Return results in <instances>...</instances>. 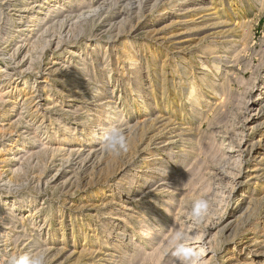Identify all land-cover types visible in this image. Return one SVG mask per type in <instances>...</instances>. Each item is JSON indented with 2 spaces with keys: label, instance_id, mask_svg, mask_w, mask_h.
Instances as JSON below:
<instances>
[{
  "label": "bare ground",
  "instance_id": "obj_1",
  "mask_svg": "<svg viewBox=\"0 0 264 264\" xmlns=\"http://www.w3.org/2000/svg\"><path fill=\"white\" fill-rule=\"evenodd\" d=\"M159 1L162 2V0H146L144 2H146L148 4L149 8L152 10L154 7L156 8L155 4L156 3L158 4ZM76 3L79 4L80 6L77 5V7L74 8V5ZM163 3H164V9L166 10L167 8H169L170 11L168 10V15H166V16H164L163 14L162 15L158 14V16L156 15L157 17L155 18L154 21L159 22V24L168 22L169 20H170V22H168V24L167 23L164 24L163 29L157 30L158 27L156 29L154 27H153V29H150V30L147 29L148 30V36H150L148 38H151V35L153 36L156 33H157L156 36H158L160 34L164 35V32L169 31L170 32L169 35H171L174 39H177L176 41L173 40L175 47H176V49H174V50H177L176 53H178L179 57H175V55H176L175 53H174L175 54L174 56L169 57L166 50L162 51L163 48L160 49L161 47L156 45V44H158L157 39L154 41L155 44H153V43H150L148 41V39L140 41V39L138 40L135 35L132 36L130 34L125 33L126 28L129 26H130L131 30L133 29L134 32L137 31V29L134 27L135 25H133L131 23H132V21L134 22L133 19L138 20L141 18V9L143 7L141 0H136V3L132 2V4L129 2H126V4L125 3L122 4V5H124V6H122V9H123V7H127L128 5L129 6H131L133 4L135 5L134 7H135L136 11H134V12L136 14L132 13L133 14L132 16H130V15L122 16L124 14H127L129 10H126L127 13L122 14L121 13L122 9H120V11H119V8L121 7V5L119 7H117V10H115V11L112 8H106L107 9V12L105 13L106 16L99 13L100 12L99 7L91 6L89 0H71L70 5H68L69 10H70V8H71V10H73V12L75 14L74 19H75L76 23L79 25L76 29H78L79 31H81L84 34H89L90 36H89L88 40L86 39L87 40L86 46L80 47V48H84L82 52L75 49V46L71 45L67 49V53L69 52L71 54H74L75 56H71V57L72 58L75 57L74 59H76V60L78 59V61H82L79 59V58H81V56H82L84 62L90 61L94 58L96 60V63L94 65H96V64L102 65V68L100 70H97L96 68H94L95 69L94 71H91V70L88 71L89 69H91L88 67V70L87 69L84 70L83 67L79 65L80 62L75 61L70 57H67V58H65L66 59L65 63L67 64V66H65V64H62V62H63L62 61L61 62V64L63 65L62 67H56V68L51 69L52 72L55 71L58 79L62 82V84H60L61 82L59 83L62 86V89L64 88L67 91L66 93H64V91L60 89V90H57V91H59L58 94L65 95L66 97H70V99L67 101L65 100L68 103H65V101H64V103H60V101H62V99L60 100V96L58 95V97H57V96L53 95L52 94L53 92L51 93V91L49 89L50 87L48 88L47 85L43 86L44 89L42 88L43 89L42 91H44V95H46V96H44V99H43L46 101V102H44V104L46 105V110H48V111L50 110L51 113L48 116L46 114L44 115V113L43 114L40 113L41 115L37 114L34 116L33 121L37 125L36 131L42 132L43 134H45V136L47 135V137L49 136V138H51L50 139L51 143H50V146H48L47 148H46V146L44 147L46 149L42 148L43 146L39 147V148H41L40 150L38 149L39 153L40 154H46L47 153L46 151H48V152L50 151L52 153V154L51 153L50 154L53 156V155L57 154L58 152H60L58 154H61L62 152H64L63 157L68 162V160H67L68 156L71 155L72 153L76 154V152L77 153L82 152V155H85V156L93 155L92 152H94V153L99 152L100 155L105 154V151L101 150L99 136L101 133V129L108 128L109 126H112V125L122 126V128L125 130V134L128 133L127 134V136H128V147H131V145H133L135 143L138 144L139 141L144 140V138L148 135V133L155 132V130H157L154 134L152 133L154 135V137L156 136L155 141L154 142L150 141L143 150V160L145 163V166H144L145 168L140 169L138 171L136 170L134 172H131V168L129 169L128 166L121 164V162H124L123 160L120 161V157H122V156L119 157V155H121V154H119V155L111 154V153H107V155L105 154L104 161L102 160L103 163L101 166H99V168L101 167L99 174H101L103 176L104 183L97 184L96 186H91L89 188V190H91L93 192L92 193L89 192L91 194H88V195H85L84 197H81V201L77 204V206L82 207L83 206V205H81L82 202L96 200V202H93L94 203L93 206L88 208V209H90V214H91L90 217H86L85 220L82 219V220L76 222L77 223V225H76L74 222L76 220L75 218H76L77 214L76 213H70V214L68 213L69 217H70L69 219L71 220L70 224H71V230H72V241H70L71 251L69 250L70 252H68L69 253L68 255L71 259H74L75 262H77V263H82V264H103V263H105V264H149V262L152 261V259H154L155 257L156 258L153 260L154 263H155V260L160 257L162 250L159 247L160 246L159 244L162 245L164 238L166 236H169L170 235L169 233H171V231L169 233L166 232V228H167L166 226L169 223H173V224L177 225V223H179L181 221V215L179 213L174 212V209L176 206V204H175L176 203L175 202L176 193H174L172 191L173 198L171 199V206L172 207H171L170 211H168L167 208H166L167 210H163V207H161L163 204L160 206H157V205L154 206L153 204L155 203V199L153 198L150 202L147 203L149 205L145 206L147 208L148 215L145 216L147 213L143 214V215H141L142 218L139 217L140 214H142L141 209L135 213L136 215L131 214L133 212V209H136V208H133L134 205L137 204V203H135L136 198L138 196H141V195H146L147 190H145V188H144V186H146V184L148 187L150 186V189H151V188H153V186L156 187V184L159 181H162L163 176H164V175H162L163 170L167 169V170H165L167 173L166 176H167V178H168V176L171 178L175 174L177 175L178 172L175 170L177 168H179V165H182V168L186 169L187 166L185 167V165H188V163L186 164L187 159L189 157H192V158L196 157L197 152H198V151H195L194 149H190V148H197V146H198L199 150H200V152H199L200 154L203 153L201 151L204 148H205L204 150L206 151L207 145L205 146V144H209V143H204L203 133L199 134L201 132V129H200L201 125L203 122H208V124L210 125L212 122V118L209 116L207 111H212L215 108H219L221 105H223L225 103L226 98L227 97L229 98L228 95L230 93L228 91V89H229L228 88V83H229L228 78L230 76V72H233V71H231V69H229L231 67L230 63L236 62L238 56L241 55L240 52L243 51V49L246 46L245 37L247 35L246 26L248 23V19H247L248 14H250L251 12H255V10H259V9L264 7V0H254V2L252 0H165V2H163ZM226 3H227V5H225ZM63 5H64V2H59V0H41L40 4H38L37 11L34 12V14H33L34 16L32 17L33 19L31 20V22H33V24H31V25H35L36 23L38 24V22L41 21L43 16L45 17L46 15L50 14L51 16H49V17H54L57 14H59V12L61 13L62 11H60V10H62L61 6H63ZM148 6L146 7L147 9H149ZM115 7H116V5H115ZM102 9H105V8H102ZM124 9H126V8H124ZM150 9H149V13H150ZM65 10H66V8H65ZM154 10H156V9H154ZM130 12H132V10ZM152 16H155V15H152ZM44 19L45 18H43V20ZM51 19H53V18H51ZM95 19L101 20L102 23L108 22L107 24H109V27L106 28L105 31H103V33H106V36L110 35L111 38H115L118 40H114V41L111 40L112 42L109 41V39L105 40L103 38V35H102L103 33H101V35H91L93 33V26L92 25L86 26V24L91 23ZM141 21H139V22L141 23ZM143 22H142V24L144 25V28H147L148 22L145 20H143ZM105 26H106V24H105ZM25 28H26V26L24 27V29ZM28 28L22 31L23 34L27 30H33V29H30V27H28ZM35 28H36V26H35ZM43 29H44V27H43ZM138 29H140V28H138ZM43 31L45 32V30H43ZM153 37H155V36H153ZM183 37H190V38L189 39L186 38V40L183 39L180 41V39ZM18 38H20V36ZM107 38H108V36H107ZM122 39H124V40H122ZM166 39H167V36L165 37V35L161 38L162 42L165 41ZM121 40H122V42H121ZM44 42H46V41L39 42V43H37L36 46L34 45V50L39 51L41 49V47L44 49L45 48ZM58 42L60 43V40H58ZM183 43L184 44L186 43L187 46H183L184 45ZM220 45H222L224 47V49H221ZM161 46H163V45H161ZM234 46H237V47L234 49L233 48ZM119 48H122V50H119ZM186 48H189L188 49V51H189L188 57H186V55H185L187 52ZM61 49L62 48L55 50V52H60V54L52 55L53 58L54 57L59 58V56L62 55L61 51H57V50H61ZM117 50H119V51L116 52ZM195 50H197V51L194 52ZM193 53H196L195 57H193ZM28 54H30V53H28ZM35 54H38V53L36 52ZM29 56L31 57V55H29ZM39 56L40 55H38V58L40 60ZM143 57H145L143 63H140V65H137V63L140 62V58H143ZM150 57H152V59H149ZM211 57L213 58L212 60H210ZM36 58L37 57H35V59ZM31 59L34 60V58H32V57L29 58V60H31ZM53 61H54V59H53ZM48 62H47V64H48ZM57 62H59V61H57ZM30 63H32V62L30 61ZM28 64H29V61H28ZM182 64L184 66L183 69H182ZM50 66H52V65H50ZM30 67H32V66H30ZM92 68H93V66H92ZM19 71H20V69H19ZM177 78L179 80H176ZM120 80H121V82L126 83L125 88H126L127 93L126 94L123 93L124 95L121 93V90L123 88L119 89V87H120L119 85L121 84V82L119 85H118V82ZM185 81H186V83H185ZM244 81L242 83H244ZM20 82L23 84L22 86L25 85L27 87H25V89L23 91L24 95L21 94L22 97H21V95H19L20 93H23L21 91V92H18V96L12 98L14 106H16L15 103L17 104V100L20 97L22 98V99H20V100H22L20 103L23 102L24 104H30L33 102V100H35V98L37 99V97H38V95L35 94L36 90L34 89V86L28 85L25 76L22 77ZM262 85H264V82L262 83ZM3 87L4 86H1V88H0V96H1L0 100L2 98H5V96L9 97V94L12 96H15V93L11 94V93H9L10 91H7V90L5 91L6 88H3ZM193 88L195 89L194 95L191 94ZM103 89L109 90L111 92L110 96L107 97V95L104 93ZM117 90L119 91L118 95H117ZM261 96H262V98H264V92L261 93ZM151 101H152V103H151ZM38 102L39 101H37V103ZM73 103H75V104H73ZM32 105H33V103H32ZM130 106H134V107L129 108ZM143 107H144L145 111L144 112L142 111L143 113H141V114L138 113L137 110L141 109ZM152 107H154V108H152ZM157 107L162 108V109H159V111H156L155 109H157ZM57 109H59L60 111H63V113H60ZM79 111L84 112L83 116H85V115L86 116L84 118V121L80 125L81 126L80 129L79 128L76 129V127H74V125H73L75 123H71V121L67 122L66 121L67 117L65 115L76 114ZM147 111H149L148 114L146 113ZM223 112L224 111H222V113ZM129 113H132V114L129 115ZM20 117H23V116H20ZM141 117H144V119H142L143 121H140ZM73 119H74V117H73ZM195 119L200 121L199 125L198 126L196 125V127L193 124V120H195ZM134 120H136V121L134 123H131ZM38 123L39 124L44 123V124L38 125ZM62 123H65L63 128H62L63 125L61 126ZM77 124H78V122H77ZM170 125L177 127L174 131L175 134L171 133V134H169L170 136H168V137L164 136V133L167 132V130L164 133H163V131L165 129H167ZM184 126H186V127H184ZM90 135H92L91 136L92 138L90 141H88L90 138L89 137ZM21 139H23V138H21ZM43 139H46V137ZM47 140H49V139H47ZM45 142H46V140H45ZM210 142L212 143V140ZM140 143H142V142H140ZM152 143H155L157 148H162V153H158L153 149V147H150L151 146L150 144H152ZM41 144H43V143L41 142ZM43 145H45V144H43ZM175 145H176V148H178V149L176 151V156L174 158H172V155H170V150L172 151L173 154H175ZM219 146H221V145H219ZM254 146L255 145H252V147H254ZM215 147H216V145H215ZM13 148H16L14 153H13V155L14 154L16 155L18 153H22V152L26 151L28 146H27V143L24 141L21 144L15 145V147L13 146ZM253 149L254 148H250V151H252ZM207 150H208L207 152H209V150L211 151V149H207ZM218 150H220V149L218 148ZM127 151H128V149H127ZM127 151H122V153L124 154V152H127ZM129 151H130V149H129ZM207 152H205V154ZM214 152L218 153L219 151H214ZM137 153H136V155H137ZM216 153L214 155L212 153V157L215 156ZM125 154H127V153H125ZM219 154H218V156L220 157V155L222 153L220 155ZM38 155H36V156H38ZM159 156H160V158H159ZM222 156H226V154L225 155L223 154ZM18 157H20V156H18ZM81 157H83V156H81ZM236 157H238V156H236ZM49 158H53V157L49 156ZM64 158H62V159H64ZM94 158H96V156ZM98 158H100V156ZM192 158H191V160H192ZM215 158H216V156H215ZM218 158H216V159H218ZM86 159H87V157H86ZM86 159H84L82 161H85ZM158 159L163 160V163L161 164V162H158ZM211 160L213 161V159H211ZM1 161L9 162L12 164L13 157H9L8 159H6L3 156ZM20 161H21V159H20ZM239 161L237 163L241 164ZM98 162H99V160H98ZM127 162H130V161H127ZM135 162H137V161L135 160ZM213 162H216V160ZM158 165H160L159 168H157ZM131 166H133V164H131ZM56 169H57L55 171L56 174H53L54 175L53 178L60 171V170H58L59 168H56ZM89 169H90V167H89ZM89 169H87V170L89 171ZM15 170H17V168H15ZM190 170H193L192 167ZM245 170H246V172L244 174L245 176H243V177H245L246 179H249L251 181H253V180L256 181L260 178H264V148H259V149L257 148V151L254 155L253 160L251 162H248L245 165ZM90 171H93V170H90ZM160 172H162V174ZM181 172L184 173L185 171H182V170L179 171V173H181ZM186 172H187V170H186ZM199 172H200V170L198 171V173ZM90 173H92V172H90ZM88 174H89V172H88ZM160 175H162V176H160ZM184 175H181V176H184ZM67 178H69V177H67ZM95 178H97V177H95ZM190 178H192V177H190ZM200 179H202V178H200ZM0 180H2V179H0ZM49 180H51V179H49ZM75 180H77V179H75ZM187 180H189V179H187ZM182 181H184V180H182ZM190 181H191V179H190ZM261 181H262V179H261ZM46 182H49V181L46 180ZM187 182H189V181H187ZM164 183L165 182L161 183L163 185L162 186L160 185V187H157L155 190L159 191V190H162V189H160L161 187H163V188H164V186L168 187V185H165ZM180 183H181V181H180ZM63 184L65 185V181H60L57 183V186H63ZM148 184H150V185H148ZM177 184H175V185H177ZM256 184L258 185L259 183L256 182ZM181 185H184V183L182 182ZM147 186H146V188H147ZM203 187H205V186H203ZM168 188H170V187H168ZM178 189H179V187H178ZM194 189H196V188L194 187ZM205 189H206V187L203 190H205ZM170 190H172V189H169V191ZM123 193H126L128 200H126L124 198L125 195H123ZM147 193H149V192H147ZM92 196H95V198H92ZM150 196H151V194L147 197H150ZM181 196L184 198V193H182ZM73 197H74V195H73ZM182 197H181V199H183ZM186 198H188V197H186ZM251 198H253V201H255L257 204L264 201V183H262L258 189L257 188L254 189V193H252ZM74 199H75V197H74ZM181 199H179V200H181ZM3 200H4V198L2 196H0V203L1 204H2ZM29 200H28V202H29ZM19 202H20V200H19ZM32 203H33V201H32ZM40 203H42V202H40ZM69 203H72V202L69 201ZM177 204H179V203H177ZM21 205H19L18 202L12 203V205L10 207L11 208L10 212H14L13 214H15L16 211L22 209V208H20V207H22ZM34 205H36V206H33V207H35V212L33 211L34 214H32V220L35 219L37 214H39L43 210V209L42 210L39 209L40 207H39L38 202L36 203L34 201ZM77 206L75 205V207H77ZM120 207H123L124 211L118 217V219H116L113 223L111 222L112 225H111L110 229H108V231H107V229H104V231L100 230L101 231L100 232L97 230V228L95 229L94 224H96V223H94V221L95 222H97V221H96V219L92 220L93 216H95L97 219H99L106 212L110 213V214H116L117 210ZM178 208L180 209V207H178ZM183 208H181V209H183ZM248 210H250V209H248ZM79 211H81V210H79ZM95 211H97V213H95ZM5 212H7V211H5ZM48 213L49 212H46L47 215H48ZM58 214L60 217L58 222L60 225L59 227H60L61 233L57 234V230H53V233H50L49 230L51 228H53L55 225H53V221H47L46 224L49 226V227L46 226L47 228H49L47 233H46L47 237H45V238L43 237L44 239L42 238L44 241H43V244H41V247L39 248V249L43 250L45 253H49L53 249L54 245L57 242L62 241V243H64L67 240L65 237V233H66L65 228H67V227L63 226V225H65V224H63L65 214L63 215V213H61V212H59ZM252 215L253 214L250 213V214H247V216L245 218H240V219L236 220V222H235L236 224H234V225L237 228H234V227H232V229L230 228L231 231L233 230L234 235L231 233L232 236H236V232H238L240 230H241L240 235H242V236L244 234L246 235V233L252 234L250 244L245 243L244 246H241L238 248L237 247L235 248V246H236V244H235V246L233 247L234 249L231 251V255L229 257L230 261H231L230 264H264V218H256L253 215V217H254L253 218L254 220H253L251 218ZM47 217L48 216H46V218ZM113 217H115V216H113ZM130 217H132L133 219H138V221L140 220L139 224L137 226H134V224H132V223L128 224L130 222L128 221L127 218H129V220H130ZM155 219H157L158 221L156 220L157 222L153 223V220L155 221ZM21 220H23V219H21ZM48 220H50V218H48ZM117 220L119 221V223H121V227L118 230H117V226H119L118 225L119 223H117ZM124 222H128L127 225H124L123 224ZM31 224H32V221H31ZM173 224H170V226ZM228 224H226V225H228ZM231 225H233V224H231ZM123 227H124V229H123ZM57 228H58V226H57ZM99 228H101V227H99ZM164 228H165V230H163ZM175 228H178V227L174 226V228H173L171 226L169 228V230L173 229L174 234L172 232V234L169 237H166V239H168L167 241L165 240L167 243L173 242L176 240V239H174L177 236L175 234H177V232H179L180 229L179 230L177 229L178 230L177 231ZM225 228H226V226H225ZM44 229L42 228L41 230H44ZM174 230H176V231H174ZM7 231H9V230H7ZM91 231H95L94 232L95 233L94 240L90 239L91 238V234H90ZM39 232H40V230H39ZM161 232H162V234H160ZM196 233H198V232H196ZM196 233L194 232L193 234H196ZM121 234L129 237L130 240L128 239L129 240V241L127 240L128 242H123V238L119 237V236H121ZM198 234H196V235H198ZM77 235L78 236L83 235V241L82 242H79V239H77ZM160 235H161V238L158 240L157 238ZM26 236H27V232H26ZM195 237H197V236H195ZM197 238L201 239V237H197ZM156 240H158V242ZM150 241L152 243L157 242L156 245L157 244L158 245L157 246L152 245V249L150 251H147L148 250L147 242H150ZM195 241H196V239H195ZM23 243H25V242L23 241ZM238 243H241V242H238ZM13 245H15V243ZM167 245L168 244H166L165 246H167ZM195 245L196 244H194V247H189L194 251L195 255H193L191 257V259L189 260V263L188 262L187 263L188 264H214L212 262V260L209 259V257L207 259V257L205 256L207 249H205L204 245L203 244H199V245L197 244L196 246ZM34 246L36 247V245H34ZM162 246H164V245H162ZM31 247H33V246H31ZM35 247H33V248H35ZM143 247H144V250H143ZM59 250H61V249H59ZM54 252L56 253V251H54ZM49 257H50V255H49ZM138 257H140V259H137ZM215 259H216V257H215ZM58 262H59V260H58ZM58 262H56V263H58ZM75 262H73V263H75ZM161 263H163V262H161ZM171 263H169V264H171Z\"/></svg>",
  "mask_w": 264,
  "mask_h": 264
},
{
  "label": "rangeland",
  "instance_id": "obj_2",
  "mask_svg": "<svg viewBox=\"0 0 264 264\" xmlns=\"http://www.w3.org/2000/svg\"><path fill=\"white\" fill-rule=\"evenodd\" d=\"M141 1H142V6L145 8L144 9L142 7V9H141V18L138 20L133 19L134 22L132 21V23H131V24L135 25L134 27L137 29V31L134 32L133 29L131 30V28L129 26L130 24H129L128 25L129 27L126 28L125 33L130 34L132 36L135 35L138 40L140 39V41L148 39V41L150 43H153V44H155L154 41L157 39L158 44H156V45L160 46L161 47L160 49L163 48L162 51L166 50L169 57H172L175 54H176L175 57H179L178 53H176L177 50H174V49H176L174 41H176L177 39H174L171 35H169L170 34L169 31L165 30L166 32H164V35H165V37L167 36V39L163 42H162L161 38L164 35H162V34L156 36V34H157L156 33L155 35H153L155 37H153L151 35V38H148V37H150V36H148V30L153 29V27L155 29L158 27L157 30L163 29L164 24H166V23L168 24V22H170V20H169L168 22L159 24V22L154 21L155 18L158 16V14H161V15L163 14L164 16L168 15L169 8H167L166 10L164 9V3L163 2H165V0H162V2L159 1L158 4L156 3L155 4L156 8L154 7L152 10L149 8L148 4L146 2H144L146 0H141ZM252 1L254 2V0H252ZM40 2H41V0H0V88H1V86H4L3 88H6L5 91L6 90L10 91L9 93H11V94L15 93V96H12L9 94V97L5 96V98H2L0 100V122H1L0 123V179H2V180H0V196H2L4 198V200H3L4 203L3 202H2V204L0 203V217H1L0 218V264L1 263L2 264H8L10 257H13V255L14 256H20V255H23L27 252L29 253V252L35 251V250H37V248L39 249L41 247V244H43V241H44L43 239L45 237H47L46 233L49 229V228H47V227H49L46 224L47 221H53V225H55L53 228H51L49 230V232L53 233V230H57V234L58 233L60 234L61 231H60V227H59L60 225L58 222L59 218H60L59 214H58L59 212L63 213V215L65 214L64 215V221H63L64 222L63 224H65V225H63V226L67 227V228H65V232H66L65 237L67 240L64 242L65 244L62 243V241L60 240L61 242H57L54 245L53 249L49 253H46V264H60V263L61 264H71V263L72 264H82V263L75 262V260L71 259L68 255L69 254L68 252L71 251L70 241H72V230H71V224H70L71 220L69 219L70 218L69 214L70 213H76L77 214L76 218H75L76 220L74 222L76 225H77L76 222H78L82 219L85 220L86 217H90V215H91L90 209H88V208L92 207L94 204L93 202H96V200L87 201V202L84 201V202H82L83 204L81 203V205H83L82 207L77 206V204L81 201V197H84L85 195L91 194L93 192V191L89 190V188L91 186H96L97 184L104 183L103 176L101 174H99L100 168H101V167L99 168V166L102 165V163H103L102 160L104 161V157H105V154L107 155V152H105V154H102V155H100L99 152H96V153L92 152L93 155H89L90 157L82 155V152H79V153L76 152V154L72 153L67 158L68 162L63 157L64 152H62L61 154H58V153H60V152H58L57 154H55L53 156L51 155L52 153L50 151L49 152L46 151L47 152L46 154H40L39 150L41 148H39V147L43 146L42 148H44L46 146V148H47L48 146H50V143H51L50 139L51 138H49V136L47 137V135L45 136V134H43L42 132L36 131L37 125H36V123H34L33 120H34V116L37 114L41 115L44 113V115L46 114L48 116L51 113L50 110L49 111L46 110V105L44 104V102H46L45 100H43L44 96H46V95H44V91H42L44 89L43 88L44 85H47L48 88L50 87L49 89H50L51 93L53 92L52 93L53 95H55L57 97H58V95L60 96V100L62 99V101H60V103H64L65 100L67 101L70 99V97H66L65 95L58 94L59 91H57V90L61 89L64 91V93H66L67 91L64 88L62 89V86L60 85V84H62V82L58 79L55 71L52 72L51 69L56 68V67H62L63 66L62 64H65V66H67V64L65 63V60H66L65 58H67V57L72 58L71 56H75L74 54H71L69 52L67 53V49L71 45H73V46H75V49L82 52L84 48H80V47L86 46V44H87L86 42L89 39L90 35L84 34L81 31H79L78 29H76L79 25L76 23V21L74 19L75 14H74L73 10H71V8H70V10H71L70 11L69 6H68V5H70L71 0H59V2H64V5L61 6V9H62V10H60V11H62L61 13L59 12V14H57L54 17H49V16H51L50 14L46 15L45 17L43 16L41 21L38 22V24L36 23L35 25H31V24H33V22H31V20L33 19L32 17L34 16L33 14H34V12L37 11L38 4H40ZM89 2H90L91 6L99 7V10H100L99 13L106 16V14H105L107 12L106 8H112L115 11V10H117V7H119L121 5V7L119 8V11H120V9H122V6H124L122 4H124V3L126 4V2H129L131 4H132V2L136 3V0H125V1L124 0H116V1L115 0H89ZM113 3L116 5V7ZM77 5H79V4L76 3L74 5V8L77 7ZM225 5H227V3ZM134 6L135 5L133 4L131 6L128 5L127 7H123L122 12H121L122 14L127 13L126 10H129V11L127 14H124L122 16H126V15L132 16L133 15L132 13L136 14L134 12V11H136ZM147 6L150 9V13H149V9L146 8ZM65 8H66V10H65ZM102 8H105V9H102ZM124 8H126V9H124ZM154 9H156V10H154ZM131 10H132V12H130ZM152 15H155V16H152ZM43 18H45V19L43 20ZM51 18H53V19H51ZM247 19H248V23L246 26L247 35L245 37L246 46L243 49V51L240 52L241 55L238 56V58H237L238 61L236 60V62L230 63L231 67L229 69H231V71H233V72H230V76L228 78V80H229L228 91L230 93L228 95L229 98L227 97L225 103L223 105H221L219 108H215L212 111H207L209 116L212 118V122L210 125L208 124V122H203L201 125V128H200L201 132L199 134L203 133L204 143H209V144H205V146L207 145L206 151L204 150L205 148L203 150L201 149L202 150L201 152H203V153L200 154L199 153L200 150H199L198 146H197V148H190V149H194L195 151H198L197 152L198 156L196 155V157H194V158L189 157L187 159L186 164L188 163L189 166L185 165V167L187 166L186 169L182 168V165H179V168H177L175 170L178 173L181 170L185 171L184 173L181 172V173H179L180 175L178 173H177V175L173 174L174 175L173 177L170 178L168 176V178H167V176H166L167 173L165 171L167 169L163 170L162 171L163 174H162V172H160L162 175H164L162 181H159L156 184V187L153 186V188H151V189H150V186L148 187L146 184L147 188H146V186H144L145 190H147L146 195H141V196H138L136 198L135 203H137V204H135L133 207L136 209H133V212L131 214L134 215L138 210L141 209L142 214H140L139 217L142 218L141 215L146 214V213L147 214L145 216L148 215V211H147V208L145 206L149 205L147 203L150 202L153 198L155 199V203L153 204L154 206H156V205L160 206L163 204L164 206L163 205L161 206V207H163V210L168 209V211H170V209L172 207L171 206V199L173 198V196H172L173 195L172 191H173L174 193H176V197H175L176 203L175 204L177 206V207L175 206L174 212L179 213L181 215V221L179 222L180 224L177 223V225H176L173 223H169L166 226L167 227L166 232L169 233L171 231V233H169L171 235L173 232V229L169 230V228L171 226L173 228H174V226L175 227L177 226L178 228H175V229L176 230L180 229L179 232H177V233H181L183 238L180 241H176V240L173 241L174 243L173 242L167 243L166 241L168 239H166V237L170 236L168 234L169 236H166L164 238L163 243H162V245H164V246L159 244L160 245L159 247L162 250L160 257L157 258L155 260V263H154L153 260L156 258L155 257L154 259H152V261L149 262V264H169L171 262H172L171 264H182V261L180 260V258H178L177 256H175L173 254L175 251V246H176L177 242H180V243L184 242V244H186L187 247H194V244H196V245L197 244L198 245L203 244L205 249H207L206 250L207 252L205 254L207 259L209 257V259L212 260V262L214 264H230L231 261H230L229 257L231 255V251L234 249L233 247L235 246V244H236L235 248L244 246L245 243L250 244V242H251L250 240L252 238V234L246 233V235L245 234L243 236L240 235V232H241L240 229H239L240 231L237 230L238 232H236V236H232V234H233V230L231 231L232 227L237 228L234 225V224H236L235 223L236 220H238L240 218H245L247 216V214H250V213H252L256 218H264L263 217L264 216V213H263L264 212V201H262L263 203L261 202V203L257 204L255 201H253V198H251L252 193H254V189H256V188L258 189L260 187V185L262 183H264V178H260L256 181L255 180L251 181V180L243 177V176H245L244 174L246 172L245 165L248 162H251L253 160L254 155L257 151V148L258 149L264 148V120H263L264 119V98H262V96H261V93L264 92V85H262V83L264 82V7L259 9V10H255V12H251L250 14H248ZM143 20L148 22L147 28H144V25L142 24ZM139 21H141V23ZM107 23H102L101 20L95 19L91 23L86 24V26H91V25L93 26V33L91 35H101V33H103V31H105V29L109 27V24H107ZM105 24L107 27L105 26ZM25 26H26L25 29L30 27V29H33L34 31L33 30H27V31H25V33H24L25 35H24L22 31L25 30L24 29ZM35 26H36V28H35ZM43 27H44V29H43ZM138 28H140V29H138ZM43 30H45V32ZM102 35H103V38L105 40H107V39H109V41L118 40L115 38H111L110 35H107L108 36V38H107L106 33H103ZM19 36H20V38H18ZM186 38L189 39L190 37H183L180 39V41L183 39L186 40ZM58 40H60V43L58 42ZM122 40H124V39H122ZM122 40H121V42H122ZM43 41H46V42H44L45 48L43 49L41 47L42 50L40 49L39 51L34 50V45L36 46L37 43L43 42ZM185 44L183 46H187V44L186 45ZM161 45H163V46H161ZM220 46H221V49H224V47L222 45H220ZM236 47L237 46H234L233 48L235 49ZM60 48H62V49L57 50V51H61L62 55L59 56V58H55V57L53 58L52 55L60 54V52H55L56 49H60ZM186 49H187V52L185 55H186V57H188V55H189L188 49L189 48H186ZM119 50H122V48H119ZM119 50H117L116 52H118ZM196 51L197 50H195L194 52H196ZM36 52L38 54H35ZM28 53H30V54H28ZM29 55H31V57L34 58V60H32V59L29 60V58H31ZM38 55H40L39 57H40L41 61L39 60ZM195 56H196V53H193V57H195ZM35 57H37V58L35 59ZM145 57L140 58V62H138L137 65H140V63H143ZM74 58L75 57H73L72 59L75 61H78V59L76 60ZM53 59H54V61H53ZM79 59L82 60V61H78V62H80L79 65L82 66L84 70H86V69L88 70V67L91 68L88 71H90V70L94 71L95 70L94 68H96L97 70H100L102 68V65H97V64L94 65L96 63V60L94 58L90 61H87V62L83 61L82 56ZM149 59H152V57H150ZM212 59L213 58L211 57L210 60H212ZM28 61H29L30 65L28 64ZM30 61L32 63H30ZM57 61H59L60 63ZM47 62H48V64H47ZM61 62H62V64H61ZM50 65H52V66H50ZM30 66H32V67H30ZM92 66H93V68H92ZM183 68H184V66L182 64V69ZM19 69H20V71H19ZM24 76L26 77L28 85L34 86V89L36 90L35 94L38 95L37 99L35 98V100H33V102H32L33 105H32V103H30V104H24L23 102H22L23 104L20 103L22 101L20 99H22L21 97H22V95H24L23 91H24L25 87H27L25 85L22 86L23 84L20 82L22 77H24ZM176 80H179V79L177 78ZM186 81H185V83H186ZM243 81H244V83H242ZM120 82H121V80L118 82V85L120 84ZM119 86H118L119 89L123 88L121 90V93L126 94L127 93L126 88H125L126 83L121 82V84ZM118 90H117V95L119 93ZM21 91L23 93L19 94V95H21V94L22 95L20 98H18L17 104L15 103L16 106H14L12 98L18 96V92H21ZM103 91L107 95V97L110 96L111 92L109 90L103 89ZM37 101H39V102L37 103ZM66 101H65V103H68ZM151 103H152V101H151ZM73 104H75V103H73ZM133 107L134 106H130L129 108H133ZM152 108H154V107H152ZM159 109H162V108L157 107V109H155V110L159 111ZM57 110L60 113H63V111H60L59 109H57ZM138 110H137V112L140 114L145 111L144 107L141 109H138ZM222 111H224V112L222 113ZM146 113L148 114L149 111H147ZM130 114H132V113H129V115ZM83 115H84V112L79 111L76 114H70V115H65V116L67 117L66 118L67 122L71 121V123H75L76 125L73 124L74 127H76V129H78V128L80 129V127H81L80 125L84 121V118L86 116V115L85 116H83ZM20 116H23V117H20ZM73 117H74V119H73ZM142 119H144V117H141L140 121H143ZM195 120H193V124L196 127V125L197 126L199 125L200 121H198V120L195 121ZM135 121L136 120L132 121L131 123H134ZM77 122H78V124H77ZM43 124L44 123H42V124L38 123V125H43ZM64 125H65V123L61 124L62 128L64 127ZM170 126L163 131V133H164L167 130V132L164 133V136L168 137V136H170L169 134H171V133L175 134L174 131L177 127H174L173 125H170ZM184 127H186V126H184ZM156 131L157 130H155V132ZM155 132L148 133V135L144 138V140L139 141L138 144L135 143V144L131 145V147H128L127 148L128 151L124 152V154L121 152L120 153L121 155H119V157L122 156V157H120V161H122V160L124 161V162H121V164L128 166L129 169L131 168V172H134L136 170L138 171L140 169L145 168L144 167L145 163L143 160V150L150 141L151 142L155 141L156 136L154 137V135H153ZM127 134H126V136H127ZM91 136L92 135L89 136L90 138L88 141L91 140V138H92ZM45 137H46V139H43ZM21 138H23V139H21ZM47 139H49V140H47ZM45 140H46V142H45ZM211 140H212V143L210 142ZM24 141L27 143V146H28L26 151H24L22 153H18L16 155L15 154L13 155V153L16 149V148H13V146L15 147V145L21 144ZM41 142L45 145L41 144ZM140 142H142V143H140ZM150 145H151L150 147H153V149L156 152L162 153V148H157L155 143H152ZM215 145H216V147H215ZM219 145H221V146H219ZM252 145H255V146L252 147ZM46 148H44V149H46ZM218 148L220 150H218ZM250 148H254V149L252 151H250ZM129 149L131 152L129 151ZM177 149L178 148H176V145H175V154H173L172 151L170 150V155H172V158H174L176 156ZM207 149H211V151L209 150L210 153L207 152L208 151ZM213 150L219 151V152L216 153ZM205 152H207V153L205 154ZM211 152L213 153V155L216 153V155H215L216 158L219 157L218 156L219 153L220 154L222 153L221 155L219 154L220 159L219 158L216 159L215 156H213L214 157L213 158ZM125 153H127V154H125ZM136 153H137V155H136ZM223 154L224 155L226 154V156H222ZM2 155L6 159H8L9 157H13L14 163L12 162V164H11L9 162L1 161V159L3 158ZM36 155H38V156H36ZM18 156H20V157H18ZM49 156L53 157V158H49ZM81 156H83V157H81ZM95 156H96V158H94ZM99 156H100V158H98ZM236 156H238V157H236ZM86 157H87V159H86ZM19 158L21 159V161ZM62 158H64V159H62ZM83 158L86 160L82 161V160H84ZM159 158H160V156H159ZM191 158H192V160H191ZM211 159H213V161L216 160V162H213ZM98 160L100 163L98 162ZM135 160L137 162H135ZM127 161H130V162H127ZM238 161L241 164L237 163ZM158 162H161V164H162L163 160L158 159ZM131 164H133V166H131ZM160 165H158L157 168H159ZM14 167L17 168V170H15ZM89 167H90V169H89ZM191 167L194 171L190 170ZM56 168H59L58 170H60V171L54 177L55 178L54 179L53 174H56V172H55L57 170ZM87 169H89V171ZM90 170H93V171H90ZM186 170H187V172L190 170L189 172L191 174L189 172L187 173ZM199 170H200V172H199L200 174L198 173ZM88 172H89V174H88ZM90 172H92V173H90ZM162 175H160V176H162ZM181 175H184V176H181ZM94 176L97 178H95ZM189 176L192 178H190ZM67 177H69V178H67ZM185 177L189 180H187ZM200 178H202V179H200ZM49 179H51V180H49ZM75 179H77V180H75ZM190 179H191V181H190ZM261 179H262V181H261ZM46 180H48L49 182H46ZM182 180H184V181H182ZM60 181H65V185L63 184V186H57V183ZM180 181H181V183L183 182L185 186L181 185ZM187 181H189V182H187ZM163 182H165L164 184L168 185V187H170V188L164 186V188L163 187L160 188L162 190L156 191L155 189L157 187H160V185L162 186L163 184H161V183H163ZM256 182H258L259 184L257 185ZM175 184H177V185H175ZM148 185H150V184H148ZM201 186L202 187L205 186L206 189L203 190L205 187L202 188ZM178 187H179V189H178ZM194 187L196 189H194ZM169 189H172V190L169 191ZM89 192H91V193H89ZM147 192H149L151 194L150 197H147L150 195ZM181 192L184 193V198L181 196L182 195ZM73 195H74L75 199H74ZM123 195H125L124 198L126 200H128L126 193H123ZM181 197L184 200L181 199ZM186 197H188V198H186ZM92 198H95V196H92ZM179 199H181V200H179ZM200 199L206 200L208 207H207V211L197 221L192 216V208H193L194 203ZM19 200H20V202H19ZM28 200H29V202H28ZM32 201H33V203H32ZM34 201L36 203L38 202L39 207H40L39 209H41V210L43 209V210L39 214H37L35 219L32 220V214H34L33 211L35 212V207H33V206L37 205V204L34 205ZM69 201L72 203H69ZM14 202H18L19 205L22 204L21 205L22 207H20L22 209L16 211L15 214H13L14 212H10V209H11L10 207H11L12 203H14ZM40 202H42V203H40ZM177 203H179V204H177ZM75 205L77 207H75ZM178 207H180V209ZM181 208H183V209H181ZM248 209H250V210H248ZM79 210H81V211H79ZM5 211H7L8 213ZM123 211H124L123 207H120L117 210L116 214H110V213L106 212L104 215H102L103 217L101 216L99 219H97L95 216H93L92 220L96 219V221H97V222L94 221V223H96V224H94L95 229L97 228L98 231H100V230L104 231V229H107V231H108V229H110L112 223L116 219H118V217L123 213ZM46 212H49L48 215L46 214ZM95 213H97V211H95ZM253 215L251 217L252 219L254 218ZM46 216H48V217L46 218ZM113 216H115V217H113ZM48 218H50V220H48ZM21 219H23V220H21ZM127 219L130 223L124 222L123 223L124 225H127V223L128 224L132 223V224H134V226H137L139 224V221H140V220L138 221V219H133L132 217H130V220H129V218H127ZM156 220L157 219H155V221L153 220V223H156L158 221V220L157 221ZM31 221H32L33 225L31 224ZM117 223H119L118 220H117ZM170 224H173V225L170 226ZM226 224H228V225H226ZM231 224H233V225H231ZM118 225L119 226H117V230L121 227V223H119ZM39 226L40 227L42 226V227L40 228ZM57 226H58V228H57ZM225 226H226V228H225ZM99 227H101V228H99ZM42 228L43 229L45 228V229L41 230ZM38 229L40 230V232ZM123 229H124V227H123ZM7 230H9V231H7ZM163 230H165V228ZM176 230H174V231H176ZM26 232H27V236H26ZM94 232L95 231H91V233H90L91 234L90 239H92V240H94V238H95ZM162 232L160 234H162ZM192 232L193 233L198 232L199 234L196 233V234H198V235H196V234H193ZM173 234H174V232H173ZM175 235H177V234H175ZM194 235L197 237H201V239L195 237ZM123 236H124L123 234H121V236H119L120 238H123V242H128L130 240L129 237H127V236L123 237ZM160 238H161V235L157 239L159 240ZM77 239H79V242H82L83 241V235H81V236L77 235ZM195 239H196V241H195ZM158 240H156V241L158 242ZM23 241L25 243H23ZM157 242H153V243L151 241L147 242V245H148L147 251H150L152 249V245L157 246L158 245V244L156 245ZM238 242H241V243H238ZM14 243H15V245H13ZM166 244H168V245L165 246ZM30 245L33 247H35L34 245H36V247L33 248ZM59 249H61V250H59ZM143 250H144V247H143ZM54 251H56L57 254ZM48 254L50 255V257ZM215 257H216V259H215ZM56 258L59 260V262ZM137 259H140V257H138ZM56 262H58V263H56ZM73 262H75V263H73ZM161 262H163V263H161ZM187 262L189 263V260ZM103 264H105V263H103Z\"/></svg>",
  "mask_w": 264,
  "mask_h": 264
},
{
  "label": "clouds",
  "instance_id": "obj_3",
  "mask_svg": "<svg viewBox=\"0 0 264 264\" xmlns=\"http://www.w3.org/2000/svg\"><path fill=\"white\" fill-rule=\"evenodd\" d=\"M191 94H195L194 88L192 89ZM99 140L101 150L107 153L119 155L122 151H127L128 137L126 136L125 130L122 126L112 125L108 128L101 129ZM207 207L208 204L206 200H197L192 208L193 218L198 221L207 211ZM182 238V234L177 233V236L174 239L180 241ZM173 254L180 258L182 264H187V261L195 255L191 248L180 242L176 244ZM8 264H46V253L41 249H37L20 256L10 257Z\"/></svg>",
  "mask_w": 264,
  "mask_h": 264
}]
</instances>
